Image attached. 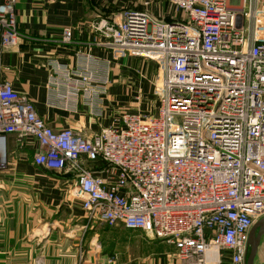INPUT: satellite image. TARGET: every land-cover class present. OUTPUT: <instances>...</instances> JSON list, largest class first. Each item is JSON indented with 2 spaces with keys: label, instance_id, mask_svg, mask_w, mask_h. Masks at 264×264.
Returning <instances> with one entry per match:
<instances>
[{
  "label": "built area",
  "instance_id": "built-area-1",
  "mask_svg": "<svg viewBox=\"0 0 264 264\" xmlns=\"http://www.w3.org/2000/svg\"><path fill=\"white\" fill-rule=\"evenodd\" d=\"M164 1L178 14L124 9L93 25L115 57L157 65V115L123 112L88 137L53 129L0 82V170L9 135L19 148L32 138L36 165L74 174L70 194L90 221L172 244L176 264H246L249 231L264 216V0ZM16 2L0 1L5 49L20 40ZM71 35L65 29L63 41ZM90 78L71 81V94L89 91Z\"/></svg>",
  "mask_w": 264,
  "mask_h": 264
},
{
  "label": "crops",
  "instance_id": "crops-1",
  "mask_svg": "<svg viewBox=\"0 0 264 264\" xmlns=\"http://www.w3.org/2000/svg\"><path fill=\"white\" fill-rule=\"evenodd\" d=\"M124 9L166 19L178 14L164 0H17L20 40L11 49L0 44V82L8 80L26 95L53 129L73 127L88 137L119 125L123 112L157 115L159 101L150 98L157 65L115 57L93 28ZM65 29L72 31L70 42L63 41ZM83 75L91 76L89 91L71 94L69 83ZM37 149L32 138L19 148L8 137L10 164L0 170V264H176L172 244L90 221L70 194L74 174L36 165ZM82 158L95 174L108 175L105 163ZM263 245L264 239L255 264H264Z\"/></svg>",
  "mask_w": 264,
  "mask_h": 264
},
{
  "label": "water",
  "instance_id": "water-1",
  "mask_svg": "<svg viewBox=\"0 0 264 264\" xmlns=\"http://www.w3.org/2000/svg\"><path fill=\"white\" fill-rule=\"evenodd\" d=\"M264 235V216L258 219L248 235V253L246 257V264H255L258 248L261 239Z\"/></svg>",
  "mask_w": 264,
  "mask_h": 264
},
{
  "label": "rangeland",
  "instance_id": "rangeland-1",
  "mask_svg": "<svg viewBox=\"0 0 264 264\" xmlns=\"http://www.w3.org/2000/svg\"><path fill=\"white\" fill-rule=\"evenodd\" d=\"M139 11H144V10H139ZM151 99H152V101H156L155 100V98H156V96L154 97L153 95H152V97H150ZM125 99H127V98H125ZM128 102V101H127ZM123 105H121V107H122ZM264 239V235H263V237H262V239H261V242H262V240ZM258 255V259L260 260V256H262V254H261V249L260 248H258V253H257ZM114 262V261H113Z\"/></svg>",
  "mask_w": 264,
  "mask_h": 264
},
{
  "label": "flooded vegetation",
  "instance_id": "flooded-vegetation-1",
  "mask_svg": "<svg viewBox=\"0 0 264 264\" xmlns=\"http://www.w3.org/2000/svg\"><path fill=\"white\" fill-rule=\"evenodd\" d=\"M247 257V256H246Z\"/></svg>",
  "mask_w": 264,
  "mask_h": 264
}]
</instances>
